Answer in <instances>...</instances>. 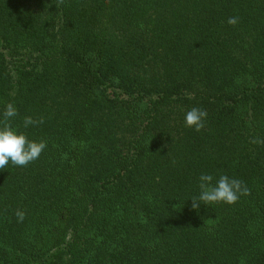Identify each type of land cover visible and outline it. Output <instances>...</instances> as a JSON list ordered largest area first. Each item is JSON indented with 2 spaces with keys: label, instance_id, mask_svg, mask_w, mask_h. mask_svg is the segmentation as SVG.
Returning <instances> with one entry per match:
<instances>
[{
  "label": "trees",
  "instance_id": "1",
  "mask_svg": "<svg viewBox=\"0 0 264 264\" xmlns=\"http://www.w3.org/2000/svg\"><path fill=\"white\" fill-rule=\"evenodd\" d=\"M8 103L47 147L0 170V264H264V0H0ZM202 174L250 195L193 210Z\"/></svg>",
  "mask_w": 264,
  "mask_h": 264
},
{
  "label": "clouds",
  "instance_id": "2",
  "mask_svg": "<svg viewBox=\"0 0 264 264\" xmlns=\"http://www.w3.org/2000/svg\"><path fill=\"white\" fill-rule=\"evenodd\" d=\"M59 2L63 3V0H59ZM227 23L236 26L239 23V17H229ZM17 115L18 110L12 103H8L3 112V119L0 120V170L5 169L9 161L15 166L27 167L37 160L47 147L45 141L34 142L28 140L25 134L18 133L12 128L10 120ZM206 118V110L193 107L185 114V126L200 132L205 127ZM43 122V118L34 120L29 116L24 118L23 123L24 127L27 128L29 125L35 126L43 124ZM252 143L264 144V140L256 139ZM213 181V175H200L199 196L191 199L193 210H198L201 204L209 206L224 203L231 206L236 204L241 196L250 195V189L239 179L221 175L215 183ZM25 215V212L17 210L15 212L17 222L22 223Z\"/></svg>",
  "mask_w": 264,
  "mask_h": 264
}]
</instances>
